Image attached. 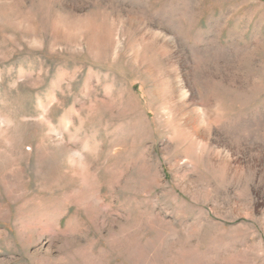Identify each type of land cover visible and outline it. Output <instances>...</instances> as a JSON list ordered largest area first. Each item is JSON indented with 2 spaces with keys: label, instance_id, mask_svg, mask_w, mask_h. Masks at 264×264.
I'll use <instances>...</instances> for the list:
<instances>
[{
  "label": "rangeland",
  "instance_id": "1",
  "mask_svg": "<svg viewBox=\"0 0 264 264\" xmlns=\"http://www.w3.org/2000/svg\"><path fill=\"white\" fill-rule=\"evenodd\" d=\"M0 264H264V0H0Z\"/></svg>",
  "mask_w": 264,
  "mask_h": 264
}]
</instances>
